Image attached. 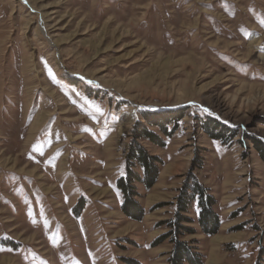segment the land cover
I'll return each mask as SVG.
<instances>
[{"label": "rangeland", "instance_id": "rangeland-1", "mask_svg": "<svg viewBox=\"0 0 264 264\" xmlns=\"http://www.w3.org/2000/svg\"><path fill=\"white\" fill-rule=\"evenodd\" d=\"M144 127L161 164L151 187L135 183L134 219L117 183ZM253 140L264 0H0V264H169L193 179L219 228L203 230L193 201L180 239L203 264H264Z\"/></svg>", "mask_w": 264, "mask_h": 264}, {"label": "trees", "instance_id": "trees-1", "mask_svg": "<svg viewBox=\"0 0 264 264\" xmlns=\"http://www.w3.org/2000/svg\"><path fill=\"white\" fill-rule=\"evenodd\" d=\"M177 114L176 112H166L161 114H145L148 121L159 119V121L170 120V116ZM180 114V112H179ZM179 116V115H178ZM216 126L219 123L214 122ZM139 138L148 139L154 143H160L157 135L142 128L141 132L137 135L129 149L126 156V173L118 179V187L124 196V203L122 210L129 217L134 219H141L144 210L140 203L135 199L138 195L136 182L142 183L145 187H151L157 178L161 159L157 156L151 155L144 146L139 142ZM257 146L261 157L264 159V144L259 143L258 140H253ZM197 201L200 205V224L203 230L208 234H214L219 228V218L213 213L212 206L214 199L207 193L204 187L195 179L193 182H186L185 187L182 189V194L178 199L176 220L171 221L170 235L173 237L174 248L171 253L169 264H203L200 254L194 252L187 242L180 239V235L184 233H192L193 229L187 228L183 225L184 221H189L183 214L188 210L189 205Z\"/></svg>", "mask_w": 264, "mask_h": 264}]
</instances>
